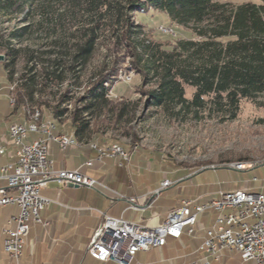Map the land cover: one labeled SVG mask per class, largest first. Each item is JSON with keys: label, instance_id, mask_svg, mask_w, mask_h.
Returning a JSON list of instances; mask_svg holds the SVG:
<instances>
[{"label": "trees", "instance_id": "1", "mask_svg": "<svg viewBox=\"0 0 264 264\" xmlns=\"http://www.w3.org/2000/svg\"><path fill=\"white\" fill-rule=\"evenodd\" d=\"M150 8L166 12L172 22L188 28L191 36L176 39L169 50L161 41L148 38L135 13ZM42 26L44 43L22 45L42 40ZM102 38L109 61L84 85L82 94L73 98L72 86H80L83 70ZM0 56L8 93L15 92L16 105L9 106L10 110L20 107L26 114L35 104L31 111L35 108L42 114L48 110L57 120L67 116L78 143L100 139L99 122L105 113L113 110L117 118L128 115L131 103L126 98H109L118 64H127L139 76L134 89L148 108H160L169 115L212 110L222 119H231L241 99L264 91V0L240 4L218 0H0ZM20 57L23 67L14 82ZM52 85L64 87L51 102L42 96ZM186 86L193 90L190 98L185 96ZM134 145L126 151L131 152Z\"/></svg>", "mask_w": 264, "mask_h": 264}, {"label": "rangeland", "instance_id": "2", "mask_svg": "<svg viewBox=\"0 0 264 264\" xmlns=\"http://www.w3.org/2000/svg\"><path fill=\"white\" fill-rule=\"evenodd\" d=\"M218 1L240 4L260 3L262 0ZM135 19L143 25L148 38L161 41L163 47L168 50L172 48L176 39L191 36L188 28L172 22L169 15L160 10L150 8L146 11H137ZM45 37V26H42V40H30L23 42L22 45L37 47L39 43L46 41ZM44 47L48 48L47 45ZM108 61L106 40L102 38L83 70L79 79L80 86H72L73 98L82 94L84 85ZM22 67L23 59L20 57L15 63L14 82ZM117 67V80L111 88L109 98L115 101L119 96H123L131 103V107L126 117L117 118L113 110L105 113L99 122V131L102 132L101 141L109 145L117 143L125 151L131 148L132 144H136L129 152V159L130 154L132 158L127 163H131L128 166L132 170L128 180L131 179L132 183L141 186L148 193L160 188L159 195L167 202H176L177 196H180L177 186L180 187L181 183L185 186L202 184L206 188L223 190L253 188L256 191L264 187V91L250 99H241L239 110L231 119H222L216 112L204 109L180 111L169 115L160 108H148L143 105V97L134 89V85L137 86L140 82L139 76L133 69L127 68V64H118ZM63 87L64 85L61 87L52 85L46 89L42 97L52 102ZM7 88L6 76L0 68V124L13 120L29 122L33 116L31 109L36 107L35 104L26 114L20 107L17 110H10L9 106L16 105L15 92L8 93ZM192 91L191 87L186 86L185 96L190 98ZM68 107L72 109L73 102ZM44 112L48 114V110L42 111V114ZM66 117L64 119H67ZM236 164L243 165V168H235ZM190 173L193 174L188 175ZM134 174L137 182L133 181ZM179 178L181 180L177 185ZM166 180L172 183L167 188L163 185ZM155 192L151 194H158L159 191ZM182 192L181 189L180 194Z\"/></svg>", "mask_w": 264, "mask_h": 264}, {"label": "crops", "instance_id": "3", "mask_svg": "<svg viewBox=\"0 0 264 264\" xmlns=\"http://www.w3.org/2000/svg\"><path fill=\"white\" fill-rule=\"evenodd\" d=\"M41 121L53 123L54 134L74 136L69 119H53L44 112L41 114ZM13 122L15 121L0 124V143L5 147L4 154L0 155V166L15 160L16 146L8 133V126ZM23 122L27 123V120ZM40 135L45 136L43 133L29 132L26 140L30 141ZM92 144L103 148L109 146V143L94 138L89 143H78L61 150L55 141H47L48 157L53 169H79L82 173L98 179L104 186L72 187L49 181L41 189V194L50 202L39 212L41 221L30 222L25 244L17 261L4 249L2 230L4 227H14V223L8 224L7 221L16 215L19 209L12 204L0 205V264H118L112 259L96 260L87 252L90 237L104 215L123 217L154 226L164 220L168 207L178 206L182 199L199 203L223 191L221 188H206L202 184L185 186L181 183L180 187L177 186L180 196L176 202L160 201V188L148 193L141 186L132 183L131 179L128 180L132 170L128 166L131 165L130 162L120 166L118 155L105 156L97 161ZM131 158L130 154L129 160ZM88 159H92L93 163L84 165ZM174 174L176 175V172ZM132 177L133 181L137 182L136 175ZM180 180L179 178L176 182L177 185ZM171 185L170 181L166 188ZM5 186V179L0 177V188ZM261 190H264V187ZM155 191H159L158 194H151ZM215 227L216 213L205 210L197 215L192 234L183 232L178 238L168 237L163 245L137 251L130 264H255L233 250L221 249L214 256L200 248L207 237L206 229Z\"/></svg>", "mask_w": 264, "mask_h": 264}, {"label": "built area", "instance_id": "4", "mask_svg": "<svg viewBox=\"0 0 264 264\" xmlns=\"http://www.w3.org/2000/svg\"><path fill=\"white\" fill-rule=\"evenodd\" d=\"M32 112L35 114V108ZM29 132L24 128V122L9 124L8 133L16 146L15 160L0 166V177L6 181V186L0 188V205L12 204L19 209L7 221L8 224L14 223V227L2 230L4 249L15 261L25 244L30 222H40L39 212L50 202L41 194V189L49 181L62 185L74 182L88 188L104 186L79 169L52 168L47 141H55L59 149L64 150L71 146L69 135L51 133L50 123L45 132H36L45 136L27 141ZM93 149L97 161L105 156L118 155L119 165L123 166L129 160V153L122 151L120 146L107 149V153H99L96 146ZM4 152L5 147L0 143V155ZM92 163L93 160L88 159L84 165ZM235 168L242 169L243 165ZM169 184L168 180L163 183L164 186ZM208 209L216 213V227L206 229L207 237L200 248L214 256L221 249L233 250L245 260L264 264V190L251 188L219 191L217 196L199 203L182 199L178 206L167 210L161 223L154 226L104 215L90 237L87 252L99 261L112 259L118 264H129L137 251L163 245L168 237L178 238L183 232L192 234L197 215Z\"/></svg>", "mask_w": 264, "mask_h": 264}, {"label": "bare ground", "instance_id": "5", "mask_svg": "<svg viewBox=\"0 0 264 264\" xmlns=\"http://www.w3.org/2000/svg\"><path fill=\"white\" fill-rule=\"evenodd\" d=\"M40 111L35 110V114L33 113L32 119L27 122L24 123V128L29 129L31 132H45L46 130H48V124L49 122H40ZM51 125V133L54 129V125L53 123L50 122ZM69 144L70 145H77V141L74 137H70L69 136ZM94 146H96L95 144H92L91 147L93 148ZM113 146H119L117 143H112L110 144L108 147H97L96 149L99 150V153H107V149L113 148ZM121 147V146H120ZM122 151H125L122 147H121ZM236 165H241V164H236Z\"/></svg>", "mask_w": 264, "mask_h": 264}, {"label": "water", "instance_id": "6", "mask_svg": "<svg viewBox=\"0 0 264 264\" xmlns=\"http://www.w3.org/2000/svg\"><path fill=\"white\" fill-rule=\"evenodd\" d=\"M0 58H2V56H0ZM65 185H67V186H72V187H77V186H79L77 183H74V182H66Z\"/></svg>", "mask_w": 264, "mask_h": 264}]
</instances>
